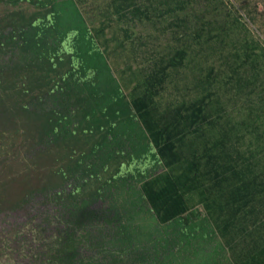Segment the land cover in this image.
I'll return each mask as SVG.
<instances>
[{
    "label": "trees",
    "instance_id": "1",
    "mask_svg": "<svg viewBox=\"0 0 264 264\" xmlns=\"http://www.w3.org/2000/svg\"><path fill=\"white\" fill-rule=\"evenodd\" d=\"M83 1L0 0V215L33 222L37 238L17 237L32 264H264L262 34L234 54L224 86L243 101L234 121L211 91L213 68L193 75V96L163 103L186 49L129 93L109 64L137 51L133 26L178 17L189 0H108L124 26L111 49ZM248 1H225L234 17L222 36L230 22L254 29Z\"/></svg>",
    "mask_w": 264,
    "mask_h": 264
},
{
    "label": "rangeland",
    "instance_id": "2",
    "mask_svg": "<svg viewBox=\"0 0 264 264\" xmlns=\"http://www.w3.org/2000/svg\"><path fill=\"white\" fill-rule=\"evenodd\" d=\"M226 0H189L184 12L178 13V17L161 18L159 22L145 23L133 26L134 44L137 51L134 52L132 47H128L127 52L118 57L116 54L110 58L109 64L114 74L121 80V85L126 93L136 88L139 82L143 80V71L158 62L159 59H167L179 49H186L187 56L183 67L173 75L168 82L165 83L164 91L161 92L163 103L173 100L175 97L180 100L183 96L189 97L191 91L185 90L190 87L194 76H200L207 73V68H213L216 74L221 75L219 85L213 87L211 91H215L219 98L227 107V114L234 120H239L240 106L243 101L235 100L234 91L225 92V84L234 76V69L239 64L234 54L244 51L245 40L254 39L255 29L264 37V0H250L249 7L255 17L254 29L248 21L241 26L232 25L230 22L228 31L225 36L219 31L220 23L228 21L229 16L234 17L231 10L225 6ZM108 0H84L82 3V11L88 18L90 25L94 28L100 27L102 24L106 26L105 40L109 48H113L115 44L124 41L121 33V26L115 18L107 13ZM253 7L255 9H253ZM254 10V11H253ZM30 9L26 6L18 10L23 15L28 14ZM9 13V12H8ZM7 14L6 10L0 6V16ZM229 14V15H228ZM179 18V19H177ZM202 18L203 21L212 22V30L204 29L201 31L197 24V20ZM185 23L181 24V21ZM243 26L247 29L244 30ZM216 35H218L216 38ZM105 47V46H104ZM260 65L264 70V63ZM248 73L254 74L248 65L245 66ZM142 71V72H141ZM176 87H178L176 89ZM233 90V88H232ZM183 94V95H182ZM237 101V102H236ZM7 163L16 166V156L9 155ZM20 158V156H19ZM18 168L19 164H18ZM18 212L9 213L8 217L4 214L0 215V264H32L30 255L26 254V243H21L17 239L21 237L37 238L36 232H31L33 222H28L25 213L16 215ZM249 227L252 225L249 223ZM253 230V228L251 229ZM30 235V237H29ZM11 241V243L9 242ZM21 241V240H20Z\"/></svg>",
    "mask_w": 264,
    "mask_h": 264
},
{
    "label": "bare ground",
    "instance_id": "3",
    "mask_svg": "<svg viewBox=\"0 0 264 264\" xmlns=\"http://www.w3.org/2000/svg\"><path fill=\"white\" fill-rule=\"evenodd\" d=\"M16 215H20L21 216V213H17Z\"/></svg>",
    "mask_w": 264,
    "mask_h": 264
}]
</instances>
